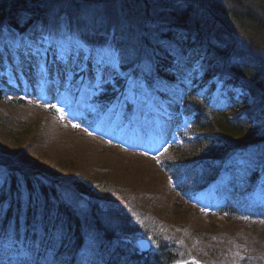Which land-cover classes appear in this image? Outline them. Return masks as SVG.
<instances>
[{"label": "trees", "instance_id": "1", "mask_svg": "<svg viewBox=\"0 0 264 264\" xmlns=\"http://www.w3.org/2000/svg\"><path fill=\"white\" fill-rule=\"evenodd\" d=\"M55 1L61 4L62 0ZM139 2L146 6L141 12L146 31L153 25L167 38V44L183 38V49L192 57L191 76L201 72L208 81L229 75L256 95L253 105L259 111L249 113L246 102H242L244 109L238 113L228 109L229 105L235 109L239 100L234 97L204 101L194 84H189L182 100V113L191 119V131L180 144L171 146L173 157L164 158L163 167L184 195L189 197L211 184L222 185L224 196L218 206L221 212L236 221L245 215L246 219L263 221L260 217L264 205L254 207L252 196L264 176V30H260L262 34L258 32L257 39H250L243 34L250 32L238 27L243 26L242 19L247 21L244 25L254 22V12L263 14L264 0H127L130 9ZM44 3L45 7L51 5L49 0H0V29L8 25L22 32L40 24L58 25L60 19L50 20L44 7L40 8ZM254 4H259L261 11L253 9ZM68 17L72 19L71 15ZM70 22L75 23L74 19ZM95 29L98 31L84 32L83 37L90 43L106 42L105 30ZM146 41L150 44V38ZM115 44L119 50L128 51L124 40ZM165 51L151 55L150 61L158 71L145 77L147 81L154 77L172 81L173 61L166 47ZM197 62L200 65L194 68ZM131 64L135 63L125 61L121 67L127 69ZM220 65L229 67V71L221 74ZM112 90L109 87L95 101L120 113L122 104L115 103L121 93ZM7 100L0 88V111L5 115L4 119L0 117V128L2 123H9L6 115L12 109L3 105H8ZM15 101L10 99L9 104L22 107V100ZM28 116L32 117L22 115L25 120L19 124H24ZM9 129L7 126L5 130ZM2 135L5 133L0 130V138ZM19 140L11 141V146L0 141V264H173L187 256L180 247L146 231L141 216L126 204L123 207L118 201H111L114 193L105 191L93 177L79 174L65 178L61 184L67 189L69 180L71 192L59 189V179H51L59 173L31 156L26 158V143ZM242 157L245 162L240 163L238 158ZM74 200L83 205L75 206ZM256 213L259 214L255 216ZM137 235L148 236L155 249L141 252L134 245ZM87 249L90 251L86 252ZM200 257L209 264L215 258ZM241 264L252 263L246 257Z\"/></svg>", "mask_w": 264, "mask_h": 264}, {"label": "rangeland", "instance_id": "2", "mask_svg": "<svg viewBox=\"0 0 264 264\" xmlns=\"http://www.w3.org/2000/svg\"><path fill=\"white\" fill-rule=\"evenodd\" d=\"M259 4H254L253 9L257 7L256 9L261 11ZM48 5L50 6L45 7L44 3L39 7L41 9L44 7L50 20L60 19L58 25L53 23L46 27L40 25L27 33L18 32L19 30L16 31L8 25L0 29V56L3 57L0 60V82L5 98L8 99L5 103L9 106L4 103L3 105L9 110L12 109L11 114L6 115L8 125L1 124L3 126L0 130L4 131L5 136L2 135L0 141L9 146L12 144L11 141L16 139L26 143L24 149L26 158L31 156L40 164L58 172L59 174L51 179L55 182L59 179V189H64L66 193L71 192L69 187L72 185L68 180L66 184H69V187L65 189L61 180L71 179L79 174L88 178L93 177L97 183H101L105 191L110 190L112 194L119 196L118 198L113 194L109 198L111 201H118L123 207L126 204L135 214L141 216L146 223H144L146 231L155 238L167 240L174 247H180L186 252L187 256L181 257L174 264H194L202 255L207 258L215 256L211 262L213 264H241L246 257L252 264H264L263 221L255 223H248L245 219L236 221L223 214L209 217L210 213L216 210L214 202H211L215 196V185L210 187V192L201 191L200 200L185 198L174 189L171 179L167 176V169L160 163L162 158L173 157L168 146L175 137L173 130L189 124L178 112L177 102L187 88L188 82L181 83L179 79L173 78L169 83L155 80L156 82L150 85L138 72L132 73L135 64H131L132 66L125 71L119 69L120 72L132 73L133 79L139 78L144 85V91L135 98L126 99L129 95L130 82L118 77L119 83L114 85L115 89L124 86L120 89L123 99L127 102L135 100L134 114L139 122L137 123L133 115L135 126H129L120 135V139H115L113 133L119 128L115 130L114 127L110 133L105 134L108 132L106 120L103 123L102 119L99 121L93 119L90 112L94 113L97 107L93 105L89 96L76 90V77L66 73L65 67L60 73L57 67L51 68L52 53L54 55L58 52L60 57L68 54L67 62L63 61L66 64L69 62L70 49L77 39H83L93 48H100L109 43L117 48L115 43L124 40L127 50L136 51L139 59L143 60H150L154 55L166 53L167 38L153 25L148 31L143 27L145 21L141 20L144 16L141 12L143 7H146L144 3L133 5L132 9L129 8L127 0H107L103 3L62 0L61 4L49 0ZM154 8L157 11L161 10L156 6ZM261 12L263 14L254 12L257 16L254 22L251 20L250 24L244 25L247 21L242 19L243 26L238 27L239 30L249 31L251 34L242 32L250 39H257L258 32L264 30L262 29L264 10ZM68 15L76 19L75 23L70 22L72 19L70 20ZM79 20L81 22H78ZM84 21L90 24L87 29L84 28ZM95 28L105 30L106 42L90 43L87 37H83L84 32L98 31ZM12 36L17 39L26 38L29 42L30 39L38 37L41 43L39 52L43 53L47 49L50 55L46 66L43 64L45 52L41 65L25 66L18 51L20 48L6 46ZM148 38L150 44L146 41ZM198 64L200 65V62L194 64L195 67ZM219 69L221 74L229 71V67L223 65H220ZM198 76L202 79L197 84V88H200L205 79L200 74ZM231 86L237 88L233 84ZM217 87L223 89L220 84ZM156 89L159 91L166 89L172 96L161 97ZM10 99L16 100L15 103L22 100V107L10 105ZM255 99L256 95L246 93L239 103L244 109L242 102H246L249 113L259 114L257 107L253 105ZM262 107L264 108V105ZM147 110L155 114L156 122L153 124L151 122L153 115L146 114ZM3 113L0 111V117L4 119ZM24 114L32 117L28 116L26 122L20 125L19 123L25 120L21 119ZM174 117V123H170L169 119ZM121 120L122 116L118 119L116 127L120 125ZM7 126L10 127L9 130H5ZM149 128L151 130L162 128L166 131L163 134L159 133L160 135L147 136L151 133ZM160 131L162 132L161 129ZM176 143L177 141L174 142ZM238 160L240 163L245 162L244 157ZM257 194L258 202L263 203L264 196L259 188ZM74 204L80 207L83 202L74 200ZM139 237L137 236L135 241Z\"/></svg>", "mask_w": 264, "mask_h": 264}, {"label": "snow or ice", "instance_id": "3", "mask_svg": "<svg viewBox=\"0 0 264 264\" xmlns=\"http://www.w3.org/2000/svg\"><path fill=\"white\" fill-rule=\"evenodd\" d=\"M87 29V24H84ZM180 40L167 44L166 50L172 58L173 64L170 66L174 72V79H179L181 83L191 82L190 64L192 57L187 55ZM7 47L19 49L22 46L31 47V43L26 38L17 39L12 36ZM125 61L135 63L132 73L138 72L141 77L152 76L158 69L150 60L139 59L138 53L134 50L124 52L117 50L111 43L100 48L88 46L83 39H77L70 49V60L64 71L70 76L76 77L75 87L78 92L91 97H98L105 93L109 87L119 83L118 77H123L130 82L129 95L126 99L135 98L143 94L144 85L137 78L133 79L132 73L120 72L119 69ZM55 107V106H53ZM78 127V125H74Z\"/></svg>", "mask_w": 264, "mask_h": 264}, {"label": "bare ground", "instance_id": "4", "mask_svg": "<svg viewBox=\"0 0 264 264\" xmlns=\"http://www.w3.org/2000/svg\"><path fill=\"white\" fill-rule=\"evenodd\" d=\"M180 8V6L178 7ZM75 11L73 10V13ZM42 21L46 22V23H49L50 21L48 20H45L43 18H41ZM55 20V19H54ZM76 20V19H74ZM41 25V24H40ZM35 27H38V26H32L29 28V30L35 28ZM90 27V24H87V28ZM30 43H31V47H27V46H22L20 47V49L18 50L19 53L22 55V61H23V64L25 66H28V67H33V66H36V65H41L40 62L43 58L42 55H44V52L43 53H40V47H41V43L39 42L40 39L38 37L34 38L33 40L30 39ZM29 41V40H28ZM235 51H237V49H235ZM3 53V52H2ZM4 54V53H3ZM67 58H68V54L66 55H63V57H60L59 53L58 52H55L54 55H53V58H52V62H51V68L53 69L54 67H57L58 68V71L59 70H63L64 67H66V63L65 61L63 60H66L67 62ZM3 59V57L0 56V60ZM158 64H161L160 62ZM53 88V87H52ZM230 110L238 113L239 111H242V108L241 106H236L235 109H233V106L232 105H229V108ZM241 109V110H240ZM227 113V112H226Z\"/></svg>", "mask_w": 264, "mask_h": 264}, {"label": "water", "instance_id": "5", "mask_svg": "<svg viewBox=\"0 0 264 264\" xmlns=\"http://www.w3.org/2000/svg\"><path fill=\"white\" fill-rule=\"evenodd\" d=\"M138 243H139V245H141V247L143 248V249H148V242L146 241V240H144V239H142V240H139L138 241Z\"/></svg>", "mask_w": 264, "mask_h": 264}]
</instances>
